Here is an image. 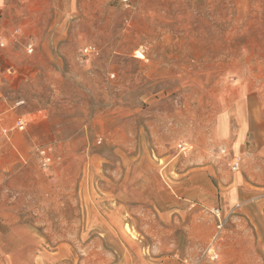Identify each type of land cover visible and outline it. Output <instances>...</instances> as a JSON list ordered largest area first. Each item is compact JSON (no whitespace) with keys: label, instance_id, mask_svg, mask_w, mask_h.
I'll return each instance as SVG.
<instances>
[{"label":"rangeland","instance_id":"rangeland-1","mask_svg":"<svg viewBox=\"0 0 264 264\" xmlns=\"http://www.w3.org/2000/svg\"><path fill=\"white\" fill-rule=\"evenodd\" d=\"M0 43V264H264V0H0Z\"/></svg>","mask_w":264,"mask_h":264},{"label":"built area","instance_id":"built-area-1","mask_svg":"<svg viewBox=\"0 0 264 264\" xmlns=\"http://www.w3.org/2000/svg\"><path fill=\"white\" fill-rule=\"evenodd\" d=\"M0 46L3 47L4 44L0 43ZM25 50L28 54H31L34 51L33 44L31 42L27 43L25 46ZM97 53H98L97 48L91 44H88L81 49V55L84 57L89 56V55H96ZM26 127H27V122H25L21 118L16 119L15 124H14V129H16L19 132H22V131L26 130ZM4 133H6V131H4ZM220 154L222 156H227L228 152L226 149H221ZM37 155L39 158L40 167L43 170H47L53 162L52 154L50 153V151L48 149L41 148V149H37ZM240 163L241 162H240L239 158H233V159L229 160L228 166H229L230 170L234 172V171L239 170Z\"/></svg>","mask_w":264,"mask_h":264},{"label":"bare ground","instance_id":"bare-ground-1","mask_svg":"<svg viewBox=\"0 0 264 264\" xmlns=\"http://www.w3.org/2000/svg\"><path fill=\"white\" fill-rule=\"evenodd\" d=\"M135 55H136V56H140V55H141V53H140V52H138V51H136V52H135Z\"/></svg>","mask_w":264,"mask_h":264},{"label":"crops","instance_id":"crops-1","mask_svg":"<svg viewBox=\"0 0 264 264\" xmlns=\"http://www.w3.org/2000/svg\"><path fill=\"white\" fill-rule=\"evenodd\" d=\"M238 112H239V111H238ZM241 142H242V141H240V143H241ZM240 143H239V144H240Z\"/></svg>","mask_w":264,"mask_h":264}]
</instances>
